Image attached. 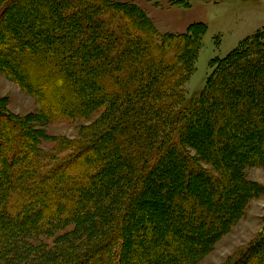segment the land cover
Segmentation results:
<instances>
[{"label":"trees","instance_id":"trees-1","mask_svg":"<svg viewBox=\"0 0 264 264\" xmlns=\"http://www.w3.org/2000/svg\"><path fill=\"white\" fill-rule=\"evenodd\" d=\"M25 1L0 0L1 17ZM17 14L9 31L0 30L8 40L2 55L23 63L26 71L12 76L41 104L42 120L95 112L97 120L89 143L54 162L35 145L24 147L32 140L23 141L20 124L0 125L1 264L26 257L29 233L70 221L80 224V234L99 230L100 240L89 252L63 251L56 256L63 262L107 264L113 254V264H146L147 253L155 264H195L241 217L243 200L264 195L245 174L264 169V32L212 61L204 89L189 97L184 87L205 27L162 34L138 6L114 0H37L25 21ZM155 170L166 186L154 194L160 211L173 215L130 229ZM193 181L201 190L190 195L185 184ZM124 239L142 255L126 254ZM33 254L24 264L52 260ZM240 259L264 264V230L234 258Z\"/></svg>","mask_w":264,"mask_h":264},{"label":"rangeland","instance_id":"rangeland-1","mask_svg":"<svg viewBox=\"0 0 264 264\" xmlns=\"http://www.w3.org/2000/svg\"><path fill=\"white\" fill-rule=\"evenodd\" d=\"M114 1L138 6L143 11V14L151 19L159 33L162 34H185L192 27L194 29H201L199 31H202L205 27L206 33L202 39L196 70L184 87L186 95L189 97L204 89L208 78L214 70L211 67L212 61L227 58L244 40L252 37L257 32H264V0ZM36 2L37 0H27L22 5L18 4V6L14 5L10 9L7 8L5 9L6 15L3 18L1 16L4 7L1 8L0 30L4 27L9 31V23H11L9 20H11V16L16 12L25 21L28 18L25 14L27 6L34 5ZM7 42L8 40H5V38L0 39V118L3 121L0 124L1 127H9L11 123L20 124L19 126L22 127L25 134L23 141L25 142L27 139L32 140V142L27 143L24 147L32 149L35 145L34 150L44 153L46 162H54L66 156L71 153L73 146L77 148L78 146H83L84 143H89L91 141L90 135L95 131L96 112L81 118L73 115L55 121L42 120L41 104L34 96L26 93L18 82H15L12 76L13 72L26 71L23 63H15L3 58L2 54L5 53L3 48H6ZM2 113L7 114L6 117L9 118L10 122L3 120L5 116ZM196 130L198 129L196 128ZM250 138L252 143H258L259 138L257 136L252 134ZM260 143V146H264V139ZM221 145L224 144L221 143ZM194 155L196 154L194 153ZM205 169L209 168L205 167ZM211 172L215 174L212 169ZM163 174L166 175L164 172ZM245 174L250 181L264 187L263 168H249ZM151 175L150 188L140 196V202L134 208V214L131 216L134 225L130 226V229L133 228L134 230L148 220L152 223L161 220L163 223L168 216L173 215V210L160 211V206L162 205L161 198L154 195L156 191L161 193L166 188L165 182L163 183V177H161L157 170L153 171ZM194 183L195 181L189 184V186L185 184L189 188L188 192L190 195H194L201 190L200 185L193 186ZM190 186L192 187L190 188ZM174 189H178V187ZM243 201L245 206L241 217L230 228H227L211 250L199 258L195 264H251L249 260L245 261L243 259L235 262L234 258H239L242 252L259 241L262 235L264 230V195L252 201ZM226 207V203L221 206L222 209ZM146 213H150V216ZM96 216H99V213ZM23 226H27V223H24ZM79 229H81L80 224L70 221L46 234L31 232L27 236L23 235L25 239L22 242L29 247L27 248L29 251L26 252L25 258H18L13 264L26 263L31 254L34 255V251L37 256L40 254L49 255V258L52 260L48 264H71L70 261L63 262L61 258L57 259L56 256L63 251L83 252L84 250L89 252L87 248L93 246L95 242L98 244L99 242L97 241L100 240V238H96L100 234L99 230H95L98 233L94 231L88 236L87 233L86 235L80 234ZM163 229L160 226L159 230ZM181 237H176L175 240L180 239L182 241L183 238ZM124 240L127 243L124 250L125 253L133 255V257L135 254H138V252H132V243H129L126 239ZM196 241L194 238L192 242L187 240L188 244L191 243V246ZM158 244L160 243L158 242ZM153 248H155L154 244L149 250ZM141 255L138 254V256ZM149 256L147 253L143 255V258L146 259V264H155L154 261H150ZM113 257L114 255L112 254V258L104 260L113 264L116 256ZM259 264H262V261Z\"/></svg>","mask_w":264,"mask_h":264}]
</instances>
